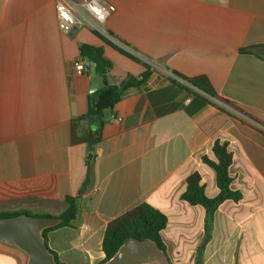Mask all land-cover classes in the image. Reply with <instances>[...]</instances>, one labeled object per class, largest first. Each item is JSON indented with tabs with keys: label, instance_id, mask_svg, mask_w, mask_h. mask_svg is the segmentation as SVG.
I'll return each mask as SVG.
<instances>
[{
	"label": "crops",
	"instance_id": "0c3cea01",
	"mask_svg": "<svg viewBox=\"0 0 264 264\" xmlns=\"http://www.w3.org/2000/svg\"><path fill=\"white\" fill-rule=\"evenodd\" d=\"M104 1L115 7L110 34L159 69L88 29L62 32L55 0H0V212L59 217L66 199L80 196L73 226L46 233L60 264H100L107 225L141 204L167 217L171 264H264V49L242 52L264 46V0ZM81 45L103 49L110 85L148 67L151 76L102 118L73 128L98 92ZM166 73L206 76L250 118ZM217 142L232 153L231 189L242 199L218 208L205 242L206 211L182 194L196 172L208 197L219 194L203 161L215 160ZM0 264H26V256L0 243Z\"/></svg>",
	"mask_w": 264,
	"mask_h": 264
},
{
	"label": "trees",
	"instance_id": "16d2710c",
	"mask_svg": "<svg viewBox=\"0 0 264 264\" xmlns=\"http://www.w3.org/2000/svg\"><path fill=\"white\" fill-rule=\"evenodd\" d=\"M256 49L262 50L264 49V46L242 50V52L253 53ZM80 55L82 59H86L93 65L95 74L103 78L105 87L96 93L97 97L95 100H93V97H90L88 112L84 116L72 121L73 128H75L77 122L91 120L93 117L102 118L105 113L114 109V107L123 99L128 90L146 84L151 76V70L150 67H148L147 71L139 77L128 75L119 84L110 85L107 81V76L111 72L113 65L105 58L103 49L90 45H81ZM180 77L190 86L179 85L190 93L202 97L204 101L218 107L219 103L225 104L233 110L250 118V115L239 106L220 97L206 76H197L195 78ZM220 109L224 110L222 107ZM213 154L215 160L203 157V161L206 165L211 167L216 174L219 194L214 198H210L206 195L205 187L202 184V178L198 172L187 178V188L182 194V200L189 205L201 206L206 211L204 222L205 242L211 237L214 215L218 208L226 201L237 203L242 199V194L240 192L231 189L232 179L229 175V169L233 161V156L232 153L228 151L227 144H220L219 142L215 143L213 146ZM82 192H80V194ZM79 197L80 196L75 198L68 197L66 199L68 204L67 209L59 216V218L62 219V223L56 227L45 230V240L48 231L61 227L73 226V222L78 214ZM20 214L33 216L27 212H16L14 214L0 212V217H12ZM167 223V217L148 204H141L135 209L110 222L106 227L102 244L105 258L100 264H104L112 258L128 238L140 241L147 238L151 239L158 244L160 249L166 252V247L162 240V232L166 229ZM52 253L56 257V254L54 252ZM56 260L58 261L57 257Z\"/></svg>",
	"mask_w": 264,
	"mask_h": 264
},
{
	"label": "water",
	"instance_id": "95a60500",
	"mask_svg": "<svg viewBox=\"0 0 264 264\" xmlns=\"http://www.w3.org/2000/svg\"><path fill=\"white\" fill-rule=\"evenodd\" d=\"M105 87L101 76L92 82L91 92ZM62 223L59 217L20 214L0 217V243L15 248L26 256V264H60L49 250L44 231ZM104 264H171L165 251L151 239L128 238L115 255Z\"/></svg>",
	"mask_w": 264,
	"mask_h": 264
},
{
	"label": "built area",
	"instance_id": "2783aa9c",
	"mask_svg": "<svg viewBox=\"0 0 264 264\" xmlns=\"http://www.w3.org/2000/svg\"><path fill=\"white\" fill-rule=\"evenodd\" d=\"M55 11L58 25L62 32L70 33L74 29H88L125 53L140 57L123 43L119 42L107 30L106 23L115 12V7L112 4H109L104 0H55ZM140 58L147 62L152 68L159 69L157 65L142 57ZM75 70L79 74L85 72L86 67L83 61L80 60L75 63ZM166 76L172 81L182 83L185 86H190L184 79L175 74L166 73ZM219 105L230 114H235L237 112L225 104L219 103ZM240 117L243 116L240 114Z\"/></svg>",
	"mask_w": 264,
	"mask_h": 264
}]
</instances>
